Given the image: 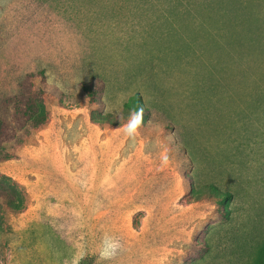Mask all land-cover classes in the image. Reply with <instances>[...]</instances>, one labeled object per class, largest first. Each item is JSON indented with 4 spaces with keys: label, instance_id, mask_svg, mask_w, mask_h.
I'll return each instance as SVG.
<instances>
[{
    "label": "rangeland",
    "instance_id": "1",
    "mask_svg": "<svg viewBox=\"0 0 264 264\" xmlns=\"http://www.w3.org/2000/svg\"><path fill=\"white\" fill-rule=\"evenodd\" d=\"M263 246L264 0H0V264H255Z\"/></svg>",
    "mask_w": 264,
    "mask_h": 264
},
{
    "label": "trees",
    "instance_id": "2",
    "mask_svg": "<svg viewBox=\"0 0 264 264\" xmlns=\"http://www.w3.org/2000/svg\"><path fill=\"white\" fill-rule=\"evenodd\" d=\"M102 85V82L97 81L94 85L91 83H83V89L84 91L89 95L90 99H94L96 91L99 89V87ZM40 92L41 95L48 98L49 100L54 99L56 96L59 95V90L55 86H51L45 82L40 83ZM141 107L140 101L134 100L133 101V109L134 111L139 110ZM114 116L108 115L102 118V121L105 123H113ZM208 189H210V193L215 195L217 198V201L221 203L223 206H227L232 201V194L231 193H224L220 190L216 189L215 187L211 186ZM8 206V204H6ZM226 212V211H225ZM195 248L198 247L197 244H195ZM255 264H264V246L260 250L258 257L256 259Z\"/></svg>",
    "mask_w": 264,
    "mask_h": 264
},
{
    "label": "clouds",
    "instance_id": "3",
    "mask_svg": "<svg viewBox=\"0 0 264 264\" xmlns=\"http://www.w3.org/2000/svg\"><path fill=\"white\" fill-rule=\"evenodd\" d=\"M143 119V109H139L131 114V118L128 124L125 126V131L132 135L136 132L137 128L141 124ZM118 247L116 243L105 242L104 250L101 253L102 258H109L115 253V249Z\"/></svg>",
    "mask_w": 264,
    "mask_h": 264
}]
</instances>
